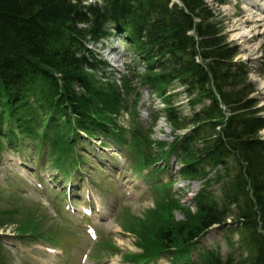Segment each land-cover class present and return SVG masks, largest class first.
I'll return each instance as SVG.
<instances>
[{
  "label": "trees",
  "instance_id": "trees-1",
  "mask_svg": "<svg viewBox=\"0 0 264 264\" xmlns=\"http://www.w3.org/2000/svg\"><path fill=\"white\" fill-rule=\"evenodd\" d=\"M180 1L182 6H172L171 0H103L99 6L84 0H0V131L9 122L18 128V132H0V142L8 132L35 138L42 124L46 132L58 129L70 139L80 130L97 131L105 116L100 108L89 110L83 98L87 95L75 91L82 88L92 96L90 92L96 90L88 72H99L101 65L89 46L108 37L112 29L128 28L146 62L153 67L163 62L160 73L167 84L177 79L188 87L189 95L197 94L195 106L208 99L212 102L182 127L203 123L204 130L218 135L209 146L191 152L190 171L195 172V160L227 166L235 154L248 163L245 173L240 166L241 172L227 189L229 202L224 210L214 204L203 208L198 227L188 231L186 238L213 224H224L231 205H236L243 244L249 250V258L241 264H264V161L256 142L264 120L254 114V102L226 91L232 80L239 81L245 73H233L238 53L219 37L221 29L213 23L208 5L202 0ZM133 11L138 12L134 19L128 16ZM215 92L232 113L223 130L226 141L222 131L217 132L222 124L218 119L224 115ZM109 97L103 101H110ZM41 108L50 115L39 122ZM171 115L175 120V111ZM165 231L158 234L160 241L168 243L172 233ZM204 264L234 263L207 258Z\"/></svg>",
  "mask_w": 264,
  "mask_h": 264
},
{
  "label": "rangeland",
  "instance_id": "rangeland-1",
  "mask_svg": "<svg viewBox=\"0 0 264 264\" xmlns=\"http://www.w3.org/2000/svg\"><path fill=\"white\" fill-rule=\"evenodd\" d=\"M216 1L217 0H204V3L208 5L212 15L215 16L213 23H219L218 26L220 29H222V33L219 34V37H221V39L224 41L228 40L229 43L234 45L233 49L238 53L234 58V62L239 63V66H242L246 73L245 76L239 81H232V83H234L233 90L236 92V94H244V98L246 99L247 96H251L252 103L257 101L258 107L253 109V111L259 113L257 116L263 117L264 119V24L262 23V20L259 21V16L249 19L250 13L257 14L255 13L257 10L254 9V4L252 1L264 4V0H226L227 3H225L224 0L223 6H220L219 3H216ZM93 2L95 3L96 0H87L84 4L91 5L94 4ZM101 3H98L99 6ZM260 13L264 12L259 11L258 14ZM137 15L138 12L135 11H133L131 14H128V16L133 19ZM239 33L240 35L244 36L243 39L239 36ZM117 38L118 37L115 36L113 39H106L103 43L97 45L96 48L93 47L91 50L96 58H98L97 60L106 62L108 66L103 67V69L99 70V72H88L89 76H91L92 87L96 89L93 91V93L90 92L92 96L82 88L76 89L75 91L78 96L87 95L86 97L83 96V98L87 99L88 106L90 107L89 110L93 111L91 108H100L101 113L106 119H110L109 112L112 110L110 108L113 107V105L116 106L119 112V107L124 101L128 100L129 90L131 89L129 85L139 84L136 75L131 74L128 76V78L122 79L119 78L118 75H114L109 72L110 69H113L115 72H117L118 69L122 70V68L115 67L119 65L115 63V60H120L121 56L127 57L130 55V52L126 50L125 42L118 40ZM110 53H113V56H110ZM125 62H129V59H126ZM21 67L22 66H19V68ZM138 70L142 69L139 67ZM108 95L111 96L109 98L112 99V101H103V97H107ZM190 99L191 98L188 95H184L182 93L180 95L177 94V96L174 98V102L172 104L176 107L177 114H182L181 117H184L180 124H185L189 119L188 117L192 114V109L190 105H188V101ZM30 102L34 103L32 99ZM105 105L106 107L108 106L109 109H106ZM198 108L201 109L200 106ZM32 112L36 113L34 109ZM44 112H47V114L49 113L47 110ZM41 116L44 118V113L41 112ZM121 121L124 126L127 125V119H121ZM159 128L161 131L160 134H158V137L161 139H164L165 136H167V139H170V136H172L171 134H175L174 132H176V126L172 122H164ZM261 136L264 137V131L261 133ZM205 137V140H207L205 143L212 141V137L210 135ZM154 138L156 139V132L154 134ZM202 138H204V136ZM223 140L226 141L225 138H223ZM205 143L203 144L204 146ZM198 147L199 145H196L195 149ZM88 148V150L96 155L100 154L101 150H103L99 148V144L96 142H92ZM109 152L110 150L107 151V159L112 157ZM9 154L7 153L4 155V157L0 158V212L11 208V206H13L11 200L14 199V197H6L1 192L7 188L18 190L20 187L14 180V171L18 170L17 168H20L18 166L19 160L15 158L16 156L12 155V151H9ZM113 154V157H116V155L119 156L118 160L120 162L119 164L122 165V168L125 164L128 165V155L126 157L125 155H119L117 153ZM90 163H92L91 160L87 159L86 165L88 166ZM185 165H187V162H185ZM89 176L94 178V183L97 186L99 185L101 177H108L107 173L105 172H102V175L99 176V173L94 171L90 172ZM134 180H136V176L134 177ZM109 183L110 182L105 181V186L103 188L106 189ZM180 184L185 186L189 185L190 183L188 181L181 180ZM86 186L88 188V185H83L85 190L87 189ZM22 191L28 193L27 198H23L21 202L26 201L31 203H27L23 207V213L28 211V214L22 220H20L19 217H15L14 220L11 221L8 219V217H5L2 215V213H0V234L1 232L4 233L0 235L1 242L9 244L11 243L9 239H20L19 236H17L18 234H23L29 231L34 235L40 236L45 243L51 242L55 236V233L51 229L44 230L43 228H51L52 226L54 227V230H57L59 225L57 221L61 222L62 224L64 222L65 225L67 224L66 221L63 219L61 214L57 215L56 218H53L51 216L52 210L50 212L51 207L46 208L37 203V197L34 195L32 196L28 189L25 188ZM92 192H94V194L96 193L94 198L100 199L98 192L100 193L101 191H98L95 187H92ZM129 198L130 200L123 208V211L117 213L115 216L112 215V217L108 219V222L104 223L102 227H96L98 240H91V242L87 245V252L91 250L93 245L96 247L97 243L99 242V234H101V238H106L109 241L110 247L108 249L107 247H103L101 250L100 255H102V262L100 264H128L126 260L136 257V254L140 255L146 253V248L148 246H153V249L158 248L160 245H158L154 240V235L161 232L163 227L176 225L178 228V223L180 222L185 224L183 226H186L188 231L192 228L198 227L200 217L197 211H189L187 208L181 207V209L184 211L179 210L175 212V207L173 206L171 208H165L162 206L155 208L157 205L156 200L152 196H142L141 191L138 189L131 191ZM33 203L35 206H33ZM235 214L236 213H233V215ZM231 220H233L232 217H230V220H228L226 224L231 223ZM37 222L43 223V226L41 225V229L33 231V228ZM233 229L236 230V227H233ZM174 234L175 240L180 243L182 235H178L176 232H174ZM227 234L228 230L226 227H223L222 229L214 228L207 233V238L219 242L224 257L234 251V256L238 258V264H240L242 256L241 254L243 253V256L246 258V256L249 255V250L245 251L241 248V237L239 232H235V235L229 236L232 246H230L226 240ZM87 240L88 239H86V241ZM80 244L82 245V243ZM16 245L24 248L29 244L26 243L24 246H22L17 243ZM12 252H16V249H13ZM74 252L77 255H80L82 250L75 249ZM16 255L19 256L18 253H16ZM32 259H27L26 262H29ZM56 260L57 259H54L52 263L56 264ZM26 262L23 260L21 264H26ZM48 262L49 261H34L35 264H48ZM16 264H19V262ZM90 264H92V262Z\"/></svg>",
  "mask_w": 264,
  "mask_h": 264
},
{
  "label": "bare ground",
  "instance_id": "bare-ground-1",
  "mask_svg": "<svg viewBox=\"0 0 264 264\" xmlns=\"http://www.w3.org/2000/svg\"><path fill=\"white\" fill-rule=\"evenodd\" d=\"M202 2H204V1H202ZM258 4V3H257ZM219 5L220 6H223L224 4H222V3H219ZM263 6V5H262ZM260 10H264V9H258L257 11H260ZM205 11V10H204ZM262 12H264V11H262ZM255 13H257V12H255ZM264 13H260V14H254V13H250V16H249V19H253V18H255V17H257V16H259L260 17V19H259V21L260 20H262L263 22V24H264V15H263ZM248 22H249V20H248ZM239 36L243 39L244 38V36H242V35H240V33H239Z\"/></svg>",
  "mask_w": 264,
  "mask_h": 264
}]
</instances>
